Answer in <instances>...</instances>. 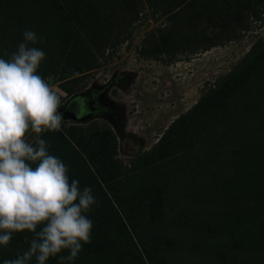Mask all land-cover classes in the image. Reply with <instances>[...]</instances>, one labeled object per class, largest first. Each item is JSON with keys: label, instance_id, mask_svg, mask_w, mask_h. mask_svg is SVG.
<instances>
[{"label": "rangeland", "instance_id": "374dc122", "mask_svg": "<svg viewBox=\"0 0 264 264\" xmlns=\"http://www.w3.org/2000/svg\"><path fill=\"white\" fill-rule=\"evenodd\" d=\"M20 43L45 52L37 73L59 112L86 91L104 104L28 133L96 198L72 264H138L122 247L126 216L154 264H264V0H0V58ZM58 53L71 64L43 71ZM33 235L0 245V264Z\"/></svg>", "mask_w": 264, "mask_h": 264}, {"label": "clouds", "instance_id": "9594fccd", "mask_svg": "<svg viewBox=\"0 0 264 264\" xmlns=\"http://www.w3.org/2000/svg\"><path fill=\"white\" fill-rule=\"evenodd\" d=\"M23 37L37 42L32 31ZM45 55L20 43L10 59L0 58V245L7 246L14 233L34 234L26 251L3 264H30L33 257L46 264L65 250L59 260L72 264L91 243L93 222L86 213L97 204L92 189L70 180L46 140L28 138L30 131H59L63 123L60 96L37 73Z\"/></svg>", "mask_w": 264, "mask_h": 264}, {"label": "trees", "instance_id": "16d2710c", "mask_svg": "<svg viewBox=\"0 0 264 264\" xmlns=\"http://www.w3.org/2000/svg\"><path fill=\"white\" fill-rule=\"evenodd\" d=\"M260 45L261 44H258L257 46L254 47V50L250 53V55L248 57H246L242 61L240 66L234 72H232L231 74L228 75V79H230V80L233 79V77L240 74L244 68L247 69L252 64L253 59H255V57H257V55H258ZM64 51H66V50H64ZM53 56L54 57L52 58V62L49 63L48 65L44 66L43 71L45 69H47L48 66H50L52 68V70L53 69L56 70L58 67H61V66H65L67 68L69 66V64H71L70 61H71V57L73 55L64 54V53H62L60 55V53H58V54L53 55ZM89 62L92 63L93 60H91ZM88 66H91V64ZM199 105H201V101L197 104V106H195V108L199 107ZM59 136H60L61 140L65 141V142L67 141L70 145V142L65 138L64 135L59 134ZM150 154L151 153H149L148 155H150ZM124 220H125L127 225H125L123 223V227L125 229V235H123L124 244H122L123 249H126L128 251V253L131 254V256L135 255V257L133 256L132 260H136V262L138 264H147V263L148 264H154V260H153L152 256L150 255V252H149L147 246L139 238V234L137 235V228H136L135 224L131 221L130 217H128V216H126ZM133 232H134L135 236L133 235ZM137 239L139 241H136ZM94 244L98 245L97 243H94ZM138 247L141 249L143 254H141V251L138 250ZM98 249H99V246L97 248H94L95 251H98ZM136 253H137V256H136ZM96 254H98V252H96Z\"/></svg>", "mask_w": 264, "mask_h": 264}, {"label": "flooded vegetation", "instance_id": "af4514ba", "mask_svg": "<svg viewBox=\"0 0 264 264\" xmlns=\"http://www.w3.org/2000/svg\"><path fill=\"white\" fill-rule=\"evenodd\" d=\"M95 92V90L86 91L79 97L68 99L60 111L62 117L69 115L68 118L79 120L83 117L93 116L102 112L104 104L102 105L101 102L97 101Z\"/></svg>", "mask_w": 264, "mask_h": 264}, {"label": "water", "instance_id": "95a60500", "mask_svg": "<svg viewBox=\"0 0 264 264\" xmlns=\"http://www.w3.org/2000/svg\"><path fill=\"white\" fill-rule=\"evenodd\" d=\"M79 96H81V95H79ZM79 96H77V97H79ZM75 98V97H74ZM69 117V115H64V118H68ZM87 118V116L86 117H83V118H81V119H79V120H83V119H86Z\"/></svg>", "mask_w": 264, "mask_h": 264}]
</instances>
